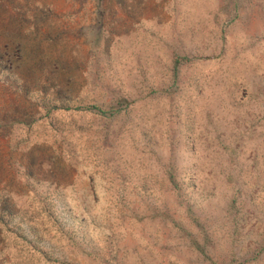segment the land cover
<instances>
[{
	"label": "rangeland",
	"instance_id": "1",
	"mask_svg": "<svg viewBox=\"0 0 264 264\" xmlns=\"http://www.w3.org/2000/svg\"><path fill=\"white\" fill-rule=\"evenodd\" d=\"M0 264H264V0H0Z\"/></svg>",
	"mask_w": 264,
	"mask_h": 264
},
{
	"label": "trees",
	"instance_id": "2",
	"mask_svg": "<svg viewBox=\"0 0 264 264\" xmlns=\"http://www.w3.org/2000/svg\"><path fill=\"white\" fill-rule=\"evenodd\" d=\"M92 107H95V105H92Z\"/></svg>",
	"mask_w": 264,
	"mask_h": 264
}]
</instances>
